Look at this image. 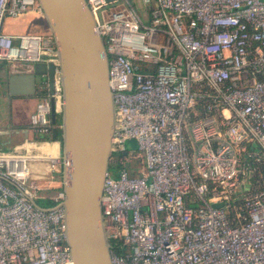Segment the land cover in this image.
Masks as SVG:
<instances>
[{
	"label": "built area",
	"instance_id": "obj_1",
	"mask_svg": "<svg viewBox=\"0 0 264 264\" xmlns=\"http://www.w3.org/2000/svg\"><path fill=\"white\" fill-rule=\"evenodd\" d=\"M85 3L114 104L100 199L110 263L264 264V0ZM25 15L45 22L37 0H0V63L53 66V93L43 80L28 119L32 135L51 137L52 104L62 111L59 44L50 31H3ZM33 159L56 172L69 165L0 152V264H73L68 182L54 207L37 209Z\"/></svg>",
	"mask_w": 264,
	"mask_h": 264
},
{
	"label": "water",
	"instance_id": "obj_2",
	"mask_svg": "<svg viewBox=\"0 0 264 264\" xmlns=\"http://www.w3.org/2000/svg\"><path fill=\"white\" fill-rule=\"evenodd\" d=\"M37 1L59 44L62 111L60 134L54 129L51 141L61 144L62 158L69 163L63 171L68 182L62 203L64 239L73 264H111L100 206L114 123L104 46L93 33V16L85 0ZM8 70L10 96H34L37 79L47 80L52 95V65L10 63ZM50 118L55 125L53 104Z\"/></svg>",
	"mask_w": 264,
	"mask_h": 264
},
{
	"label": "crops",
	"instance_id": "obj_3",
	"mask_svg": "<svg viewBox=\"0 0 264 264\" xmlns=\"http://www.w3.org/2000/svg\"><path fill=\"white\" fill-rule=\"evenodd\" d=\"M0 65L6 66L7 64L0 63ZM36 87L34 96L14 97L13 107L15 110L12 112V117L3 121L4 124L0 125V152H16L21 155L34 154V156H37L49 151L48 154L51 153L52 157H62L60 143L50 141L48 143L39 142L37 145L30 144L34 141H32L28 119L40 99L37 93L39 87ZM20 112L23 115L22 121L18 119ZM29 170L30 178L38 188V199L36 201L50 200L65 181L63 171L61 169L59 172L52 171L47 160H30Z\"/></svg>",
	"mask_w": 264,
	"mask_h": 264
},
{
	"label": "rangeland",
	"instance_id": "obj_4",
	"mask_svg": "<svg viewBox=\"0 0 264 264\" xmlns=\"http://www.w3.org/2000/svg\"><path fill=\"white\" fill-rule=\"evenodd\" d=\"M32 20L31 17H27L24 20L17 21V22H8L5 28V31L8 33H19L25 34L28 33L27 26L30 21ZM46 24V23H45ZM31 32H36L31 31ZM10 73L8 70V66L0 65V125L4 124L3 121H6L10 117H12V112L15 110L13 107V100L16 96H10L8 93V78L10 77ZM39 85V84H38ZM40 90H37V93ZM26 115V113H25ZM8 116V117H7ZM23 115L21 112L18 114L19 121H22ZM131 147L135 148V142L129 143Z\"/></svg>",
	"mask_w": 264,
	"mask_h": 264
},
{
	"label": "trees",
	"instance_id": "obj_5",
	"mask_svg": "<svg viewBox=\"0 0 264 264\" xmlns=\"http://www.w3.org/2000/svg\"><path fill=\"white\" fill-rule=\"evenodd\" d=\"M27 17L32 18V20L28 24H26L29 34H47L49 32L45 22L42 19L37 18L33 15H25V16L21 17L20 19H17L14 21L13 20H5V23L3 24V31L6 32L5 31L6 25L5 24H7L8 22L21 21V20L26 19ZM32 30L33 31L36 30V32H31ZM12 34H19V33H12ZM43 94H44L43 91L38 92V95L40 98L43 96ZM59 126H60V115H56V124L54 125L53 130L55 129L57 131L58 136L60 134L59 133ZM50 140H51V137H49V136H40V135H36V134L32 135V141H34V142H45V141H50ZM60 146H61V144H60ZM36 204L43 209H49V208H52L55 206V204L50 200H48V201H36ZM110 245L113 246V242L111 240H110Z\"/></svg>",
	"mask_w": 264,
	"mask_h": 264
},
{
	"label": "flooded vegetation",
	"instance_id": "obj_6",
	"mask_svg": "<svg viewBox=\"0 0 264 264\" xmlns=\"http://www.w3.org/2000/svg\"><path fill=\"white\" fill-rule=\"evenodd\" d=\"M9 79V78H8ZM41 82H43V80H39L37 79V86L39 87V85L41 84ZM39 84V85H38ZM8 91H9V86H8Z\"/></svg>",
	"mask_w": 264,
	"mask_h": 264
},
{
	"label": "bare ground",
	"instance_id": "obj_7",
	"mask_svg": "<svg viewBox=\"0 0 264 264\" xmlns=\"http://www.w3.org/2000/svg\"><path fill=\"white\" fill-rule=\"evenodd\" d=\"M49 152V151H48ZM48 152H46V153H48ZM51 154V153H50ZM57 157V156H56Z\"/></svg>",
	"mask_w": 264,
	"mask_h": 264
}]
</instances>
